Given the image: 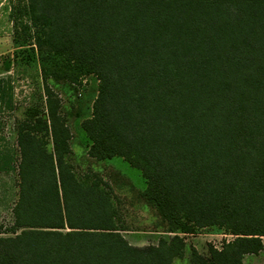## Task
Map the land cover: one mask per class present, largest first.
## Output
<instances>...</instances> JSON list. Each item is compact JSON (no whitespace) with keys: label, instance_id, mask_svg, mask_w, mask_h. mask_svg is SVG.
I'll return each mask as SVG.
<instances>
[{"label":"trees","instance_id":"16d2710c","mask_svg":"<svg viewBox=\"0 0 264 264\" xmlns=\"http://www.w3.org/2000/svg\"><path fill=\"white\" fill-rule=\"evenodd\" d=\"M14 42L36 56L45 108L14 118L0 173L14 175L11 221L0 224V264H172L180 235L216 227L232 239L190 264H243L263 249L264 0H17ZM98 80L81 122L96 160L140 170L133 198L149 208L156 244L132 245L124 198L132 181L68 160L76 107L55 87ZM0 77V110H14Z\"/></svg>","mask_w":264,"mask_h":264},{"label":"rangeland","instance_id":"374dc122","mask_svg":"<svg viewBox=\"0 0 264 264\" xmlns=\"http://www.w3.org/2000/svg\"><path fill=\"white\" fill-rule=\"evenodd\" d=\"M17 0H0V77H10L14 87V110H0V146L5 141L12 142L14 139V118L22 117L23 111L29 106L45 108L42 76L39 62L27 47L19 46L14 42L13 23L10 17L12 2ZM75 91L55 87L54 91L61 100L63 111L73 104L78 117L71 123L72 139L70 142L71 153L68 156L77 174H83L87 170L98 172L105 179L110 170L118 169L132 181V186L125 184L114 186L115 192L120 198H124V211L130 230L124 231L123 235L129 243L136 246L156 244L159 237L167 236V233L156 231L153 228L156 222L153 212L138 203L133 198V188L143 190L146 180L140 170L129 165L121 157H112L96 160L88 155L91 141L81 127V122L90 117L93 101L97 95L98 80L95 75H82L77 83H73ZM113 167V168H110ZM14 175L0 173V224L7 225L11 221V206L15 197ZM112 183V182H111ZM225 231L216 227L195 229L191 233L180 234L185 242L184 254L174 258L172 264H190V253L196 249L201 255L208 256V247L220 248L222 243L231 240L226 237ZM263 249L256 254H246L243 264H264V236L262 237Z\"/></svg>","mask_w":264,"mask_h":264},{"label":"built area","instance_id":"2783aa9c","mask_svg":"<svg viewBox=\"0 0 264 264\" xmlns=\"http://www.w3.org/2000/svg\"><path fill=\"white\" fill-rule=\"evenodd\" d=\"M225 236L228 237V238H229V237H233V236L230 235V234H225ZM227 241H229V240H227Z\"/></svg>","mask_w":264,"mask_h":264}]
</instances>
